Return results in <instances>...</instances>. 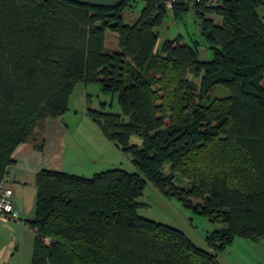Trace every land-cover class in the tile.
I'll use <instances>...</instances> for the list:
<instances>
[{
  "label": "trees",
  "instance_id": "1",
  "mask_svg": "<svg viewBox=\"0 0 264 264\" xmlns=\"http://www.w3.org/2000/svg\"><path fill=\"white\" fill-rule=\"evenodd\" d=\"M136 1L0 0V184L21 144L43 151L47 121L66 114L80 83L117 97L113 112L112 102L92 109L88 95L87 114L138 169L91 177L40 171L37 215L27 221L35 233L31 264H220L236 238H264V0H195L170 10L144 0L137 21L125 24L122 12ZM191 9L213 59L169 40L164 62L153 64L166 19L179 22ZM108 31L119 51L106 52ZM188 67L198 85L185 78ZM215 88L227 95L211 97ZM177 173L187 188L177 187ZM147 181L227 225L207 237L211 252L137 214Z\"/></svg>",
  "mask_w": 264,
  "mask_h": 264
},
{
  "label": "rangeland",
  "instance_id": "2",
  "mask_svg": "<svg viewBox=\"0 0 264 264\" xmlns=\"http://www.w3.org/2000/svg\"><path fill=\"white\" fill-rule=\"evenodd\" d=\"M144 6V0H137L132 7L123 10L124 23L133 25L139 18ZM258 11L264 18V7H260ZM214 19L216 22H220L217 17ZM169 40L173 43L182 42L185 45L198 47L199 58L202 61L213 59V51L209 49L201 31L200 22L196 19L192 9L179 22H175L171 17L166 19L164 26L159 30V40L154 52L153 64L161 65L164 62L165 56L162 55L161 48ZM105 49L108 53L120 50L117 34L107 32ZM185 78L197 83L196 85L200 81V76L194 74L189 67L186 70ZM81 91H85L82 101L77 99V96L81 95ZM191 92L193 93L194 104H197L199 100L197 87L190 88L189 93ZM88 95L91 96L90 107L92 109L99 110L101 103L110 104L112 102L114 104L112 111H118L117 97L104 94L99 84L86 86L80 83L77 85L70 101L69 110L64 115V122L68 127L69 134L66 151L60 153L57 166L52 164V168L58 167L57 169L66 173L86 177L114 168H120L129 173H138L132 155L124 152L113 141L107 139L99 126L88 116L86 106ZM226 95L227 92L220 88H215L211 93V97L218 99ZM203 104H205V100ZM188 110L181 111V114L183 112L182 118L186 116ZM170 121L171 118H167L166 128L171 125ZM130 143L141 146L142 140L139 136H133ZM168 169L167 166L166 171ZM176 180L178 188L188 187L186 180L182 179L179 173L176 174ZM19 182L24 188L20 195L24 202L21 201L18 206L21 214L15 219H7L5 221L8 223L7 225L0 224V251L5 264H31L33 246L31 233L28 230L11 226L16 225L14 222L21 219L26 222L35 219L39 190L35 177L29 175L27 171ZM137 202L141 204L137 210L140 217L178 229L196 247L208 252H211V247L206 241L207 237L212 232L227 227L224 223H215L209 218L196 215L192 210L185 208L177 199L165 196L149 181H147L143 195L137 199ZM198 202L196 199H192V204H198ZM12 204L14 205L13 199ZM218 261L220 264H264V238L259 241L236 238L225 253L219 255Z\"/></svg>",
  "mask_w": 264,
  "mask_h": 264
},
{
  "label": "crops",
  "instance_id": "3",
  "mask_svg": "<svg viewBox=\"0 0 264 264\" xmlns=\"http://www.w3.org/2000/svg\"><path fill=\"white\" fill-rule=\"evenodd\" d=\"M77 87V86H76ZM85 91H81V95L77 96L78 100H83ZM73 96V95H72ZM72 99V98H71ZM69 140L68 127L64 122V116L57 120H48L45 126V144L43 151L36 150L31 143H23L21 144L14 152L13 159L15 161L14 165L9 168V175L6 177L7 184L10 189L13 191V202L14 208L16 210L17 216H19L20 211L18 210L19 203L24 199L20 197L21 192L23 191V186L19 182L22 179L23 174L26 171L29 175L35 177L36 175L44 170H59L58 167L52 168L53 166H57V159H59L60 153L63 151L65 153L66 144ZM61 171V170H60ZM17 216H14L9 219H15ZM20 220V218L18 217ZM0 217V224L7 225ZM16 225L11 227H17L21 229H25V231H29L33 237V245L35 239L34 231L29 227L26 221L20 220L18 222H14ZM31 237V238H32ZM33 252V246H32ZM225 253V252H224ZM32 258V255H31ZM0 264L3 263V258L1 257L0 251Z\"/></svg>",
  "mask_w": 264,
  "mask_h": 264
},
{
  "label": "built area",
  "instance_id": "4",
  "mask_svg": "<svg viewBox=\"0 0 264 264\" xmlns=\"http://www.w3.org/2000/svg\"><path fill=\"white\" fill-rule=\"evenodd\" d=\"M167 9H172L176 3H192L195 0H161ZM7 179L0 184V217L7 220L17 216L14 205L12 204L13 191L8 187Z\"/></svg>",
  "mask_w": 264,
  "mask_h": 264
},
{
  "label": "water",
  "instance_id": "5",
  "mask_svg": "<svg viewBox=\"0 0 264 264\" xmlns=\"http://www.w3.org/2000/svg\"><path fill=\"white\" fill-rule=\"evenodd\" d=\"M73 3L87 5L91 7H106L112 4L120 3L124 0H68Z\"/></svg>",
  "mask_w": 264,
  "mask_h": 264
}]
</instances>
